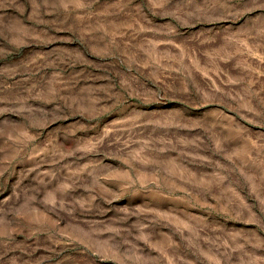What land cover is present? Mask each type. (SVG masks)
Returning <instances> with one entry per match:
<instances>
[{"label":"rangeland","instance_id":"obj_1","mask_svg":"<svg viewBox=\"0 0 264 264\" xmlns=\"http://www.w3.org/2000/svg\"><path fill=\"white\" fill-rule=\"evenodd\" d=\"M0 264H264V0H0Z\"/></svg>","mask_w":264,"mask_h":264}]
</instances>
